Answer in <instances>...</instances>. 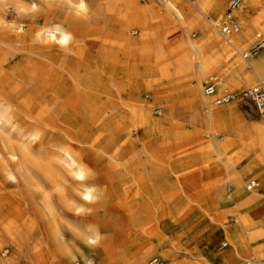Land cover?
<instances>
[{"label":"bare ground","instance_id":"6f19581e","mask_svg":"<svg viewBox=\"0 0 264 264\" xmlns=\"http://www.w3.org/2000/svg\"><path fill=\"white\" fill-rule=\"evenodd\" d=\"M230 1L85 0L87 11L72 10L71 21L101 23L92 54L71 49L75 37L65 25H40L20 12L22 1L0 0L2 40L22 57L12 67L0 63V264H12V249L20 264H99L97 244L110 264H179L172 224L163 221L171 176L190 181L202 173L193 188L229 205L247 191L251 181L238 177L237 165L249 158L264 168V112L239 120V94L264 81V45L243 59L264 41V0H241L232 11L239 33L222 35ZM9 4L20 10L15 26L7 25ZM72 54L87 64L69 62ZM212 76L219 82L208 95L203 84ZM229 90L236 98L213 108V98ZM187 115L201 123L204 144L191 146L188 124L179 121ZM125 130L137 135L127 154L115 145ZM9 187L20 190L9 196ZM249 191L235 205L239 222L255 229L250 214L264 193L258 185ZM211 253L206 245L196 260ZM251 254L245 264H264V243ZM223 260L245 261L235 247Z\"/></svg>","mask_w":264,"mask_h":264},{"label":"rangeland","instance_id":"374dc122","mask_svg":"<svg viewBox=\"0 0 264 264\" xmlns=\"http://www.w3.org/2000/svg\"><path fill=\"white\" fill-rule=\"evenodd\" d=\"M20 1H22V4H23V9L21 11L15 10V8L11 4L7 6L5 15L7 16L6 21H7L8 26H15L17 24V22L15 21L13 17L16 16L19 11L24 12L28 16L32 14L31 17L32 16H34V18L36 17L35 18L36 20L33 17H32L33 19L31 18V20L38 21L39 22L38 24L40 25L49 24L52 26V25H57V24L60 25V23H61V26L65 25L75 37L74 42L71 44V49L74 52H84L82 50L85 49L86 52L91 51L92 54H96L97 51L99 50V47H98L99 41L96 39L95 36L97 35L96 30L97 28H99V26H101V23L100 22L98 23V21H96L95 18L91 16L89 18L88 16L87 18L89 19L86 18L84 23L73 24L71 21V16H72V10H74L73 12H75V9L72 7H69L68 5H65V0H20ZM76 1L77 0H75V2ZM227 7H228V4H227ZM67 15H70V16H67ZM169 22L170 20L165 21L166 24H168ZM88 23L90 24L87 25ZM2 39H4L3 34H0V63H5L8 66L12 67L16 65V63H18L19 60H21L22 58L20 56L21 53L18 50H14V49L11 50L10 48H8L4 44L5 40H2ZM53 50L55 52H59L61 55L64 54L63 49H60L58 47H55ZM72 56H73V59L71 60L69 59V62L76 61V62H83V64L88 62V60H86L85 58H79V56H76L75 54H72ZM2 57L3 59H1ZM93 71L94 70L91 69L90 73H92ZM86 77L89 81L93 80L91 78V75H89V72L87 73ZM245 88H248V87H245ZM107 89H109L108 86H107ZM227 92L233 93L231 90ZM101 97H102L101 99L107 100L109 99L110 96L107 93H104ZM214 99L215 97L213 98L212 101H214ZM211 106L213 108H218V106L213 104V102L211 103ZM239 106L243 110L239 114V120L243 122L253 121L254 119L263 115V113L262 114L259 113L258 111H256V109L252 105L247 104L245 101H241L239 103ZM105 107L107 111L112 110L113 109L112 100H108L105 103ZM159 112L161 111L158 109L156 111V114L159 115L160 114ZM183 117H180L179 121L181 123L185 122L184 124H188V126L186 127L189 131V134H192V138L195 139V141L191 144V146L204 144L207 141V138L201 134V131H200L202 128L201 123L195 122L196 120H194L193 117H191L190 115H187L184 118ZM196 131H199V133H196ZM193 134L195 135L193 136ZM122 136L123 137L121 139H118L115 141V145L116 147L120 148V150H122V153L124 152L125 154H127V152L131 151V148L134 143V139L136 138L137 135H136V132L132 130L128 132L127 134V131L125 130ZM234 151L235 150H230L229 154H232ZM237 170H238L237 175L238 177L242 179L243 182L247 183L249 181H255L256 184L258 185V188L264 193V168L259 167V164L255 160H250L249 158L243 159L237 165ZM203 177L204 176L201 173L197 175L196 177H194L195 179L187 181L182 177L177 179L175 176L172 175L170 190L167 194H165V196L167 197V200L165 201V206H164V211H163V214L165 215L163 221H170V223L172 224L171 227H173V225H177L180 228H186V229L189 228V230L188 229L183 230L184 232L186 231L187 233V236L183 242L173 241L174 243L173 249L176 251V258H175L176 261L179 264H184V261L186 259H189V260L191 259L190 264H194L193 262H196L195 264H200V263L204 264V261L201 258H200L201 261L196 260V258L198 255H200L201 250L204 249L206 245H208L211 247V250L216 253L217 261L215 264H223L224 263L223 257L226 256L230 252L231 248H234V247L236 251L238 252L239 256L245 259V261L239 260L237 264H245V262H250L249 254L245 253L241 248L234 246L233 243L228 238H226V236H224V238H220L217 241L218 232L212 231V234H210L208 237L206 233V227H207L208 222L216 223L219 219L223 217L222 216L223 214H225V217H224L225 220L229 224L233 225L234 222H236V219L238 217L237 207L235 204L239 203L247 195H249L250 191L247 189V191H245L244 194L236 195L234 197V200L231 202L232 204L229 205L228 203L223 202L219 197H215L213 195L202 196V193H199L197 190L193 188V184L194 183L200 184V180ZM19 190L20 189L17 190L15 188L13 189V187H9L6 190V193L9 196H13L14 195L13 193L18 192ZM227 193L231 194L232 193L231 189H228ZM54 200L59 210L60 208L59 200L58 198H55ZM261 201H263V198L259 199L258 203ZM137 202L140 205L142 204V200H136V203H135L136 205H138ZM95 208L96 209L98 208V204H96ZM116 214L122 215V212H117ZM196 214H197V217H196ZM34 216L35 218H37V221H39L40 226L42 224V228L44 229V224H43L44 222L43 221L41 222L42 219H40L36 214H34ZM94 224L96 225L97 221L94 222ZM171 231L172 229L170 228L169 232ZM239 233L240 232L237 231V234ZM4 237H5L4 231L0 229V240L2 239L4 240ZM24 244L27 247H25ZM22 247L26 248V249H23L24 254L28 253L30 249L29 243L24 241L22 244ZM179 248H182V249L180 250ZM13 251H14L13 249L9 250L10 258H11L9 263L20 264L23 261L22 257L20 256L18 252L15 253ZM92 256L93 258L96 259L97 262H99V264H110L107 258L104 256L103 252L101 251V245L99 244L94 245ZM210 258L212 259V256H210Z\"/></svg>","mask_w":264,"mask_h":264},{"label":"crops","instance_id":"0c3cea01","mask_svg":"<svg viewBox=\"0 0 264 264\" xmlns=\"http://www.w3.org/2000/svg\"><path fill=\"white\" fill-rule=\"evenodd\" d=\"M261 198H263V201L257 203L258 208L252 211L250 214V218L252 219L253 223L254 222L255 224L258 223L255 226V229L254 227L251 229H247L242 223L239 222L241 213L239 209L237 208L238 217L236 219V222H234L233 224L234 226L229 224L225 220L224 218L225 214H223L222 215L223 217L219 219L216 222V224L213 222H208L207 227H206L207 237L210 234H212V231H216L222 238H224V236H227V238L233 243L234 246L238 248L245 246L249 254L252 253L250 256H253L254 246L264 243V221H263L264 220V197H261ZM260 218H261V221H260ZM171 229L172 231L170 233L175 242H183L185 240L187 233L186 231L184 232L183 230H185L186 228H180L177 225H173ZM187 229L189 230V228ZM237 231H239L240 233L237 234ZM210 256H212V259L210 258ZM203 261H204V264H214L216 262L215 254L211 253V254L206 255L203 258Z\"/></svg>","mask_w":264,"mask_h":264},{"label":"built area","instance_id":"2783aa9c","mask_svg":"<svg viewBox=\"0 0 264 264\" xmlns=\"http://www.w3.org/2000/svg\"><path fill=\"white\" fill-rule=\"evenodd\" d=\"M241 0H231L229 3V9L224 17L219 22V30L222 35L237 34L240 31V26L237 23L232 11L239 7ZM264 45V41L260 39L254 47H252L247 53L243 54V59H247L251 54H254L261 50ZM219 82L217 76L210 77L204 82V90L206 94L212 95L215 92L216 85ZM236 98L232 93H224L221 96L215 97L214 104L217 106L232 102ZM241 101H245L247 104L252 105L259 113L264 112V81H260L257 84L245 88L239 94ZM257 186L255 181H251L248 184V190H251ZM80 264V263H73ZM152 264H161L158 260H153Z\"/></svg>","mask_w":264,"mask_h":264},{"label":"clouds","instance_id":"9594fccd","mask_svg":"<svg viewBox=\"0 0 264 264\" xmlns=\"http://www.w3.org/2000/svg\"><path fill=\"white\" fill-rule=\"evenodd\" d=\"M71 7L76 9L79 13H84L87 11L85 0H79V3L73 4Z\"/></svg>","mask_w":264,"mask_h":264},{"label":"snow or ice","instance_id":"6c2138e0","mask_svg":"<svg viewBox=\"0 0 264 264\" xmlns=\"http://www.w3.org/2000/svg\"><path fill=\"white\" fill-rule=\"evenodd\" d=\"M67 39H68V38H67V37H65V38H64V40H63V41H61V43H64V42H66V41H67ZM84 199H85V200H89V199H91V197H90V196H88V195H86V196L84 197Z\"/></svg>","mask_w":264,"mask_h":264}]
</instances>
